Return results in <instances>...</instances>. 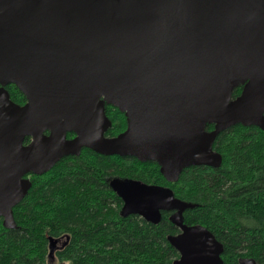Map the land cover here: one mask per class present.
<instances>
[{"label":"water","instance_id":"water-1","mask_svg":"<svg viewBox=\"0 0 264 264\" xmlns=\"http://www.w3.org/2000/svg\"><path fill=\"white\" fill-rule=\"evenodd\" d=\"M26 97L15 104L7 87ZM241 95L233 99L236 88ZM105 104L128 119L107 137ZM213 125L212 131L207 130ZM236 125L264 131V0H0V219L32 182L90 149L157 163L168 183L186 168H221L218 136ZM74 134V138H69ZM31 139L28 145L25 140ZM120 181L122 215L158 224L173 213L174 264H224L206 227L174 192ZM50 257L58 240L50 238ZM240 264H257L242 259Z\"/></svg>","mask_w":264,"mask_h":264},{"label":"trees","instance_id":"trees-1","mask_svg":"<svg viewBox=\"0 0 264 264\" xmlns=\"http://www.w3.org/2000/svg\"><path fill=\"white\" fill-rule=\"evenodd\" d=\"M6 89L15 104L27 103L15 85ZM105 112L112 124L106 136L123 134L126 115L109 104ZM214 149L223 156L221 168H186L177 183H168L157 163L133 157L84 149L64 158L47 174L31 176L28 195L14 208L17 229H6L0 219V264H174L180 255L168 237L180 231L173 213L162 212L158 224L124 217L116 185L125 180L167 187L191 204L184 224L213 233L224 246V264L247 258L264 264V131L236 125L218 136ZM50 238L58 240L53 257Z\"/></svg>","mask_w":264,"mask_h":264},{"label":"flooded vegetation","instance_id":"flooded-vegetation-1","mask_svg":"<svg viewBox=\"0 0 264 264\" xmlns=\"http://www.w3.org/2000/svg\"><path fill=\"white\" fill-rule=\"evenodd\" d=\"M71 138H74V134H72V137ZM29 139V138H28ZM26 141L27 140H25V145H28L30 142H28V143H26ZM30 141H31V139H30ZM31 176H33L32 174H30V175H28V176H26V178H28V179H30L31 180ZM32 182V181H31Z\"/></svg>","mask_w":264,"mask_h":264},{"label":"rangeland","instance_id":"rangeland-1","mask_svg":"<svg viewBox=\"0 0 264 264\" xmlns=\"http://www.w3.org/2000/svg\"><path fill=\"white\" fill-rule=\"evenodd\" d=\"M127 182H129L130 184L132 183V182H130V181H127Z\"/></svg>","mask_w":264,"mask_h":264}]
</instances>
